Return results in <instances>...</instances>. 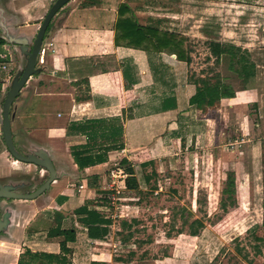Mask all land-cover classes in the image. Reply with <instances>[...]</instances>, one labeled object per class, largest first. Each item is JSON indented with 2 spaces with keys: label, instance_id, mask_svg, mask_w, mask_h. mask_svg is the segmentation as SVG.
<instances>
[{
  "label": "crops",
  "instance_id": "0c3cea01",
  "mask_svg": "<svg viewBox=\"0 0 264 264\" xmlns=\"http://www.w3.org/2000/svg\"><path fill=\"white\" fill-rule=\"evenodd\" d=\"M49 1L0 0V39L5 41L0 44L2 101L13 78L26 65L19 48L9 43L4 25L16 36H27L33 42L49 11ZM133 1L137 8L129 0H72L52 21L43 44V71L30 78L15 101L12 130L17 149H28L24 142L37 144L35 148L44 149L60 173L48 194L51 204L47 210L53 212L44 215L36 208L28 218L23 211L10 210L6 238L0 236V264H18L27 250L60 254L64 238L50 235L58 227L76 232L75 241L68 243L73 264H117L112 232L104 240H90L74 214L87 201L101 196L96 197L97 188L102 191L106 185L108 167L115 157L130 160L129 154L146 150L153 160L170 159L204 137L207 146L213 142L217 122L204 118L190 105L196 87L187 82L186 63L170 52L116 44L121 5H127L141 25H150L146 19L149 5ZM258 4L263 3L256 1L250 9L264 13ZM96 17L100 23L95 22ZM248 95V91L238 92L229 100V107L243 111L251 99ZM262 101L264 104V98ZM261 118L264 120V115ZM221 120L225 121L223 114ZM105 148H111L106 152L107 162L84 170L72 155L82 149L99 154ZM17 163L3 141L0 119V172L15 175ZM68 168L70 171H65ZM82 171L92 172L98 187L90 188L86 178L77 183L75 175ZM0 184L4 183L0 180ZM45 198L44 194L36 201ZM68 211L73 212L70 220L65 217ZM55 215H61V221L53 226ZM40 219L49 223L48 229L35 230Z\"/></svg>",
  "mask_w": 264,
  "mask_h": 264
},
{
  "label": "rangeland",
  "instance_id": "374dc122",
  "mask_svg": "<svg viewBox=\"0 0 264 264\" xmlns=\"http://www.w3.org/2000/svg\"><path fill=\"white\" fill-rule=\"evenodd\" d=\"M55 1H49L48 10ZM256 1L264 7V0H138L149 5L146 19L150 25L184 42V50L192 59L191 64L186 63L188 83L193 85L192 77L221 75L236 94L248 91L251 99L243 111L230 108L229 101L221 107L220 115L225 121L220 119L219 130L209 146L204 137L170 159L153 160L146 150L129 154L130 160L114 156L105 184L111 179V171L120 169L126 177V188L116 207L97 210L112 221L109 230L117 242L113 253L117 264H264V13L250 9ZM95 22L101 19L96 17ZM212 42L236 46L233 52L237 62H231L228 55L217 61L209 49ZM251 64L255 68L249 72L255 76L247 80L242 70ZM33 144L24 142L28 149L21 148L23 153L37 150L38 145ZM122 159L127 163L122 165ZM17 165L15 175L1 171L0 180L26 184L20 192L35 191L49 175L35 165ZM88 173H77L76 182L86 178L88 186L94 184V174ZM229 173H234L240 183L239 202L234 206L222 193ZM128 179H135L133 188L128 187ZM50 193L47 191L46 198L36 202L1 201L0 211L19 210L29 218L37 208L44 215H52L53 210H47ZM104 199L105 196L100 200ZM222 201L228 205L225 212ZM72 215L68 211L65 217L70 220ZM216 215L226 217L225 227L212 224ZM185 219L190 223L203 221L204 228L196 237L189 234L191 229L184 224ZM57 221L56 216L52 225ZM48 228L49 223L41 219L35 225V230ZM1 237L6 238V233Z\"/></svg>",
  "mask_w": 264,
  "mask_h": 264
},
{
  "label": "trees",
  "instance_id": "16d2710c",
  "mask_svg": "<svg viewBox=\"0 0 264 264\" xmlns=\"http://www.w3.org/2000/svg\"><path fill=\"white\" fill-rule=\"evenodd\" d=\"M50 28L51 25L48 28L46 35L50 31ZM115 40L117 45L124 44L130 48L145 49L159 53L170 52L172 54H176L179 60L184 61L187 64H191L192 62V59L184 50V42L182 40H178L173 33L161 30L157 25H141L127 5H121L119 9ZM0 44H5V41L0 39ZM209 49L212 56L215 57L217 61H219L223 56L228 55L230 56L231 62H237L233 52L234 49H237L236 46L220 42H212L210 43ZM241 62H243L242 59L239 60V63ZM253 68H255V65L253 64L250 66L244 65L242 73H244L247 80L254 78L255 73L249 72V70H253ZM192 83L196 87V93L190 99V105L200 111L204 118L213 119L217 122V124H219L221 119V107H223L229 100L235 98V90L231 85L224 81L221 75L213 77H192ZM2 103V93L0 92V105H2ZM103 150H105V152L98 154L91 149H82L74 151L72 155L79 169L84 170L86 168L96 167L107 162L106 152L111 150V148H105ZM126 163L127 159H122L121 164L123 165ZM129 174L133 175V170L129 169ZM133 184L135 186V179H128V187L133 188ZM90 186L93 188L98 187L95 182ZM97 192L100 195L105 194V192L100 191L98 188ZM222 193L228 199H231L230 205L234 206L239 202L240 183L234 173L228 174ZM234 196H236L237 200H234ZM222 203L221 206L225 212L228 205L226 202L222 201ZM108 205L109 203L106 198L103 201L100 199L97 201H87L84 206L74 212L77 216L78 223L87 229L88 238L90 240H104L109 235V226L112 221L96 209L99 206L105 207ZM60 221L61 215H58V223ZM218 223L220 226L225 227L227 225L226 217L224 215H216L212 224L218 225ZM184 224L189 226L191 229L189 234L194 237L199 234L200 229L204 228V223L200 219H197L192 223H190L188 219H185ZM124 226H128L127 223H124ZM179 232L182 234L184 233V230L181 229ZM50 235L64 238L61 242L60 254L33 253L32 251L27 250L21 256L18 264H73V251L68 247V243L75 241V230H62L58 227L57 229L52 230Z\"/></svg>",
  "mask_w": 264,
  "mask_h": 264
},
{
  "label": "water",
  "instance_id": "95a60500",
  "mask_svg": "<svg viewBox=\"0 0 264 264\" xmlns=\"http://www.w3.org/2000/svg\"><path fill=\"white\" fill-rule=\"evenodd\" d=\"M71 1L72 0L55 1L46 14L33 42H31L27 36H16L4 25L9 43L19 48L20 53L26 58V65L22 70L18 71L13 78L2 103L3 121L1 133L3 141L8 149V152L16 161L24 164L35 165L43 171H46L49 174V177L32 193H18V190L22 188L23 185L0 184V200L34 201L49 191L51 185L58 179V172L55 165L49 154L44 149H38L29 155H23L17 150L12 130V122L15 118V114L12 112V107L18 99L20 92L26 87L30 78L42 72V69L38 65V58L40 52L42 51L47 30L56 15ZM9 216L10 215H8V217ZM6 218L1 219L0 217V236L9 229L11 221Z\"/></svg>",
  "mask_w": 264,
  "mask_h": 264
},
{
  "label": "built area",
  "instance_id": "2783aa9c",
  "mask_svg": "<svg viewBox=\"0 0 264 264\" xmlns=\"http://www.w3.org/2000/svg\"><path fill=\"white\" fill-rule=\"evenodd\" d=\"M45 54H46V48L45 46L42 47V51L39 54L38 58V65L39 67L43 66L45 64ZM124 172L120 169H114L111 171V179L108 183V185H105L102 189V192H105V194H102L99 198H105L108 200V207L105 206L104 208H107L110 210V208H114L118 205V202L122 200V195L125 190V176L123 174ZM80 190L84 189V186L81 185Z\"/></svg>",
  "mask_w": 264,
  "mask_h": 264
},
{
  "label": "flooded vegetation",
  "instance_id": "af4514ba",
  "mask_svg": "<svg viewBox=\"0 0 264 264\" xmlns=\"http://www.w3.org/2000/svg\"><path fill=\"white\" fill-rule=\"evenodd\" d=\"M21 154H23V155H29V154H32V153H23V151L22 150H19V149H17ZM41 169V168H40ZM48 177H49V175H48ZM47 177V178H48ZM46 181V180H45ZM44 181V182H45ZM8 184H12V185H17V184H13V183H11V182H9V183H4V184H1V185H8ZM18 185H23V187L22 188H20L19 190H18V193H32V192H20V190H22V189H24V188H26L27 187V185L26 184H24V183H22V184H18ZM39 188V187H38ZM37 188V189H38ZM34 192V191H33ZM1 201H3V202H8V201H14V200H5V199H1L0 200V202ZM4 210V211H3ZM2 211H0V217H1V219H5L6 218V216H7V218L6 219H8V220H10V210H7V209H3ZM8 215H10L9 217H8ZM2 235H4V233H2L1 234V236Z\"/></svg>",
  "mask_w": 264,
  "mask_h": 264
}]
</instances>
